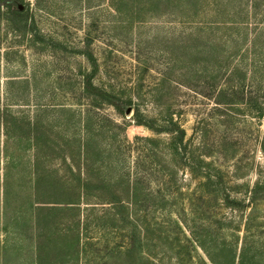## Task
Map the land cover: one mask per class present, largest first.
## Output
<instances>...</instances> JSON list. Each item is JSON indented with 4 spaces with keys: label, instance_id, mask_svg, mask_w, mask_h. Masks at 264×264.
<instances>
[{
    "label": "rangeland",
    "instance_id": "obj_1",
    "mask_svg": "<svg viewBox=\"0 0 264 264\" xmlns=\"http://www.w3.org/2000/svg\"><path fill=\"white\" fill-rule=\"evenodd\" d=\"M87 54L97 62L94 83L111 87L120 102L131 99L130 106L119 112L82 92L81 74L91 72ZM253 63L264 64V0H0V151L9 158L0 165V264H33L35 230L21 219L33 202L32 153L38 175L74 181L68 165L75 168L83 145L93 184L129 172L141 178L143 194H152L138 208L139 225H151L145 244L153 264H227L225 253L238 255L241 246L248 249L241 264H264V201L238 210L222 195L195 191L197 181L185 172L170 187L168 136L138 126L134 117L138 112L161 126V116L176 113L186 140L197 144L202 134L205 161L223 172L231 201L244 200L257 174L264 176V116L248 110ZM233 69L241 74L227 79ZM228 87L244 92L229 102L234 111H213L214 91ZM5 109L11 115L3 128ZM61 185L56 189L68 186ZM96 186L90 199L101 193ZM168 191L179 194L176 208L161 199ZM16 218L25 219L22 241L14 235Z\"/></svg>",
    "mask_w": 264,
    "mask_h": 264
},
{
    "label": "trees",
    "instance_id": "obj_2",
    "mask_svg": "<svg viewBox=\"0 0 264 264\" xmlns=\"http://www.w3.org/2000/svg\"><path fill=\"white\" fill-rule=\"evenodd\" d=\"M84 56L89 61V65H91V72L88 75L86 73L81 74L80 87L82 92L87 97L93 98L97 104L112 106L119 112L123 111V106H130L131 99H128L126 103L120 102L114 90H110L111 87L106 85L97 86L94 83V77L98 69L97 62L89 54ZM252 66L257 71L253 72L251 79H249L248 103H250V106H248V110L251 116L260 118L264 116V103L262 102V99H264V80L258 72L261 68L264 71V64L257 66L256 63H253ZM239 73L241 74L238 70L233 69L231 74H226V77L230 79ZM244 76L243 74L242 77ZM196 78L201 83V76ZM165 80L167 79L165 78ZM174 84L184 86L178 82ZM194 92L198 95V91ZM214 93L216 109L213 111L217 113L225 112V115L234 111L227 107L229 104H233L229 103L232 97L244 94L241 90L239 92L234 91L232 87L218 89ZM10 112L5 109V116H1V126L3 128L6 126L7 119L10 118ZM134 117L138 126L145 127L154 134L161 135L164 133L168 136L165 148L166 154L164 155L171 158L174 162L169 174L172 178L170 187L172 180L175 181L178 173L185 172L184 175L188 176L191 181H197L195 191L203 194L209 193L207 195L211 197L222 195L223 203L225 202L238 210L248 208L251 211L258 208L259 203L264 201V176L260 173L257 174L252 186L246 189L244 195L247 197L246 199L231 201L230 194L225 191L223 185V172L213 163L205 161L208 155H205L203 151L206 143L202 134H199L197 144L193 140H186V132L178 121L176 113L167 112L166 115L161 116L160 119L163 120L161 126H156L157 120L145 121L138 112ZM28 131L32 133L33 124L28 125ZM143 141L148 143L152 139H143ZM32 142L34 143L32 150L36 151L37 141L35 137L32 138ZM158 155L162 154H153V156ZM31 157L33 202L30 215L23 216L22 214L23 217L21 219L25 217L28 226L30 224L32 229L35 230L31 249L33 264H43V261H49L46 264H114L116 260L124 264H153L149 260L151 254L149 246L145 244L147 241L146 230L151 225L146 224L144 220L141 222L146 225H139L142 213L138 208L140 202L153 198V196L152 194H143L141 178L136 176L134 179L129 176L128 172V174H124L121 177H116L113 181L101 179L99 186H96L91 182L88 175V160L90 156L87 145L80 147L78 161L74 165L75 168L72 167L73 165H68L71 173L73 169L76 170V179L74 181L73 177L72 180L55 179V182L46 180L43 175H38L36 172L39 165L38 158L33 153ZM6 160L8 161L9 158L4 160L3 150H1L0 165H6ZM68 160L72 162L71 159ZM13 162L16 163V161ZM64 163L66 164L65 160ZM2 169L6 172V169ZM83 171H85V175ZM62 182L68 184V186L65 189H56L57 186H62ZM159 184V189L163 188V184ZM93 186L101 190V193L90 199L92 196L90 192ZM108 187L118 189V191H104ZM203 188L207 189V191H203ZM119 189H122V191H119ZM178 196L177 192L168 191L167 195L165 197L162 196L161 199L166 202L170 209H173V207L176 208L178 206V203L174 202ZM93 199L96 203H90ZM96 206L100 209H97ZM104 207L107 209L103 210L102 208ZM155 208H161V206ZM0 210L4 211L3 208ZM18 212L21 213V211ZM172 213L173 211H171ZM2 215L4 216V213ZM25 219L24 222H19V218H16L12 225L16 233L14 235H16L17 239L19 237L20 241H22L21 237H23V230L20 233V225L25 224ZM4 221L6 222V218ZM91 228L99 231L98 237H95ZM164 236L169 238L170 232L166 231ZM159 237H163V233ZM137 245H140L139 249H137ZM144 248L147 250L145 253L143 252ZM3 249H5V252L8 250L6 247H3ZM247 251L248 249L246 250L241 246L238 249V255L234 252L232 257H229V253L226 254L223 250H220L219 253H225L224 260L227 264H241ZM102 254L103 256H99ZM145 256H148V258L144 259ZM209 261L211 264H219L214 263L212 259Z\"/></svg>",
    "mask_w": 264,
    "mask_h": 264
}]
</instances>
